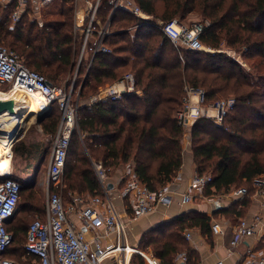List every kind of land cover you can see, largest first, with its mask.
Listing matches in <instances>:
<instances>
[{
    "label": "trees",
    "instance_id": "obj_1",
    "mask_svg": "<svg viewBox=\"0 0 264 264\" xmlns=\"http://www.w3.org/2000/svg\"><path fill=\"white\" fill-rule=\"evenodd\" d=\"M136 2L151 19L115 11L111 28L117 32L106 40L112 51L97 54L88 71V59L81 61L73 98L81 84L80 95L95 93L99 86L120 79L128 71L134 73L136 87L141 88L143 96L125 94L119 100L79 111L80 134L74 131L71 136L64 194L71 191L83 198L103 196L93 167L82 151V143L92 158L101 160L110 170L131 162L138 179L152 190L171 183L183 163L184 127L178 122L176 112L183 106L185 85H190L204 90L205 105L229 96L235 101L221 124L205 116L192 124L191 154L196 174L212 175L204 197L224 193L233 186H245L249 195L255 188L254 179L264 173V0ZM16 4L13 0L7 7L0 5V44L17 47L25 65L41 73L51 84H59L74 67L73 0L48 3L40 21L31 20L27 11L21 13L11 25L10 15ZM109 12L108 0H101L97 15L105 21ZM192 12L210 21L203 27L202 42L213 48H219L223 42L236 51L246 48L241 54L246 59L253 58L252 70L247 71L223 52L175 45L156 22L157 19L182 20ZM139 20L140 25L133 31L126 30ZM121 29L124 31H118ZM75 50L77 53L78 46ZM59 118L60 111L53 103L52 110L41 121L43 133L53 137ZM18 143L13 144V158L28 160L35 153L41 156L43 146L29 147L24 141L18 146ZM7 177L21 184L19 213L41 218L44 202L39 190L16 175ZM234 209L237 210L236 204ZM210 220L205 212H184L172 222L149 228L139 245L152 247L160 264H172L175 254L183 250L189 262H193L195 252L181 232L192 226L206 232ZM23 221L22 215L15 214L6 224L12 241L2 255L29 264L33 256L25 255L28 225ZM140 259L138 264H143Z\"/></svg>",
    "mask_w": 264,
    "mask_h": 264
},
{
    "label": "built area",
    "instance_id": "obj_2",
    "mask_svg": "<svg viewBox=\"0 0 264 264\" xmlns=\"http://www.w3.org/2000/svg\"><path fill=\"white\" fill-rule=\"evenodd\" d=\"M5 6L11 0H1ZM21 0L12 11L10 19L15 23L19 19ZM55 0H40L47 4ZM101 0H87L86 8L80 6L79 0H73V31L78 37L80 52L77 68L86 52H91L90 67L93 58L100 53H110L107 38L116 33L111 28L115 11L123 10L139 19H151L145 14L136 0H108L110 12L105 21L97 15ZM181 19L173 18L160 21L163 33L176 45L193 50L203 48L200 35L205 23L185 24ZM139 22L128 28L133 31ZM208 25V23L206 24ZM119 31V30H118ZM75 71V76L77 74ZM9 84L11 88H23L28 92L41 95L42 109L50 108L56 103L60 111L59 123L52 137V145L44 185V217L33 219L26 230L24 242L25 255H32L29 264H129L134 254L139 255L145 264H160L159 259L150 251L141 249L129 241V227L140 217L167 209L176 199L181 206L192 202L196 197L202 199L204 191L212 180L211 174H195L183 191H177L171 183L156 190L142 183L133 164H127L123 174V185L119 191L125 205L122 209L115 205L108 193V169L101 160L92 161L96 178L103 196L96 195L83 198L77 193L68 192V201L63 199L64 174L68 148L72 133L79 131V111L108 101L119 100L125 94L142 96L136 87L134 73L126 72L123 76L99 88L97 93L80 97L79 91L73 99V84H51L36 70L26 66L19 55L5 46H0V85ZM183 106L176 112V118L182 127H190L199 117L205 116L221 124L228 111L234 106L233 98L218 99L205 105L206 95L202 88L185 85ZM255 191L264 198V173L254 179ZM21 184L5 177L0 181V264H23L2 254L11 244L12 235L6 223L17 210L20 199ZM233 195L242 197L248 193L245 186L230 190ZM262 217L254 214L250 218H241L234 227L231 246L237 245L245 237L264 229ZM214 233H222L219 223L211 225ZM187 239L190 233L185 232ZM172 264H190L186 252H177ZM221 264V263H218ZM238 264H264V250L247 247Z\"/></svg>",
    "mask_w": 264,
    "mask_h": 264
},
{
    "label": "crops",
    "instance_id": "obj_3",
    "mask_svg": "<svg viewBox=\"0 0 264 264\" xmlns=\"http://www.w3.org/2000/svg\"><path fill=\"white\" fill-rule=\"evenodd\" d=\"M15 1L17 3L16 6H18L21 0H15ZM79 1H80L81 7L86 8L88 6L86 2L87 0H79ZM89 1H92V0H89ZM27 3H30L31 6H26ZM47 4H41L40 0H24L23 5L22 6L20 5L19 17L21 13H24L27 11L26 13L28 14L31 20L40 21L42 20V16H43V13H42L43 9ZM0 5L3 7H7L4 5V3L1 0H0ZM73 14H74V10H73ZM13 24L14 23L11 21V25ZM126 30H128V28ZM119 31H124V29H121ZM73 35H74L73 36L74 48H76L77 47L76 45H78V49H79L77 54L75 50L73 54V61L76 62V59H77V62H78L80 45L77 44L78 41H77V38L75 37L76 35L74 34V31H73ZM77 56L78 58H75ZM91 56H92L91 52H86L83 56V59L85 58L88 59V65H89V62L91 61ZM79 67H80V64L78 68L76 66L75 69H79ZM89 68L90 67L87 68V71ZM58 85H61V84H58ZM0 86H8L9 88L8 91H12L15 89V88H11L9 84H4ZM139 89L141 90V88ZM142 96H139V97H142ZM52 108H53V105L49 108V111L47 112L46 115L50 113ZM43 110L44 109H41L40 112ZM39 113L33 114V116L31 117H34L35 119H37ZM36 124L39 126L42 132V135H44L42 127H41V122L38 123L36 120ZM191 128H192V125L184 129L183 138H182L183 163L177 174L180 176V178L175 182L174 185H172L173 189L180 191V192L187 188L192 177L196 174L195 164L193 162V157L191 154ZM22 129H23L22 126L18 127L17 132L14 135L15 143L20 142L21 138H23V135L25 134V132ZM14 141L12 143V148H13ZM37 145H39V147L41 148L43 144L42 142L41 143L39 142L37 143ZM50 150L48 154V159L50 156ZM12 153H13V150L11 149V154ZM43 153L44 151L41 152L42 157L40 155H36V153L33 156L29 157L28 169H26L24 173L30 172L31 171L30 169L33 168L32 164L35 165V163L38 162V159L41 162V160L43 159V155H44ZM127 164H132V163L129 162ZM127 164H125V166H122V167L112 168L111 170L108 169L109 170V173H108L109 184L108 185H112L111 188L108 187V193L113 199L115 205L119 208V210H121L122 206L125 205V200L122 199L119 191L121 190L122 185H123V181H124L123 174L126 170ZM1 178L3 179V177ZM234 188L236 187L233 186L224 193L220 192L218 194H211L207 196L208 198L206 199H202L201 197H196L192 202L184 206H181L176 199L167 209L163 208L162 211L160 209L157 212H153L149 215L140 217L137 220L133 221V223L130 224L129 233H130V228L133 226L132 229H134V226L136 224L140 228H142V230L143 229L147 230L149 228H155L162 222H172L176 217H178L180 214L184 212H188V211L205 212L207 215L211 217L210 227L206 232H203L201 228L198 226L187 227L183 229L181 232L184 239L188 242V245L191 248V250L195 252L194 261L193 262L191 261L190 264H218V263L238 264L240 259L245 254L247 247L250 246L256 250H264V229H262L261 231L257 230L254 235L245 237L242 241L237 243V245L231 246V240L234 237V233H233L234 227L236 226L239 219L241 218L248 219L252 217L254 214H259L263 220L262 224H264V198L261 195H258L256 193L255 188L251 191L249 195L239 197V196L233 195L230 192V190ZM73 193H77V192H73ZM199 199H202V200H199ZM234 204H236L237 210L234 209ZM17 212H18V207H17L15 214ZM43 217H44V211H43V216L41 218ZM10 220L11 219H9L6 224H8ZM214 222L219 223V225L221 226L223 230L222 233H214L212 231L211 225ZM185 232L190 233L189 239H187L184 236ZM136 246H138V244ZM139 248L150 251V246L146 248H142V247H139Z\"/></svg>",
    "mask_w": 264,
    "mask_h": 264
},
{
    "label": "rangeland",
    "instance_id": "obj_4",
    "mask_svg": "<svg viewBox=\"0 0 264 264\" xmlns=\"http://www.w3.org/2000/svg\"><path fill=\"white\" fill-rule=\"evenodd\" d=\"M1 9H2V7H1ZM160 21H162V20H159V19L156 20L157 23H159ZM180 21H182L185 24L205 23V25L210 22L207 18H202L197 12H192V13L188 14L186 16V18H184V19H182ZM76 38H77V41H78V37H76ZM77 44H79V41L77 42ZM0 45H2V46L4 45L7 48H9L10 50L16 52L19 55V57H21L23 62H25L24 61V56L21 55L19 50H17L18 49L17 47H13V46H10V45L4 44V43H2ZM202 45H203V48L201 50L208 51V52H220V53L223 52V53L227 54L228 56L234 58L236 61H238V63L241 64L242 67L247 69V71H251L252 70L251 63L253 61V58L246 59L241 54L242 52L246 51V48L245 49H239L238 51H236V50L228 47L225 44V42L221 43L219 48H213L211 46L206 45L204 42H202ZM76 46H78V45H76ZM74 52H75V48H74V45H73V54H74ZM76 58H78V56ZM77 64H78V62H77V59H76V62L74 61V67H73L71 73H68L67 75H65L64 79L59 84L70 86L71 85L70 83H72V81H74L73 90H74V88H76L77 85L75 86V84L78 83V81H79V77L75 78V75H74L75 74V70H76L75 68H76ZM102 86H104V85H102ZM99 87L97 89V92L99 91ZM8 89H9L8 86H0V91L8 92ZM77 91H79V90H77ZM97 92H95V93H97ZM91 94H94V92H91ZM91 94L88 93V94L80 95V92H79L80 97H86V96H89ZM72 95H73V93H72ZM74 96L77 97V93ZM76 97H74V98L76 99ZM24 98H26V97L25 96L21 97L20 100H22ZM227 98H233V96H229ZM8 103L12 104L14 102H13V100H9ZM36 120L37 119H35L34 117H29V116L25 118L24 124L22 125V128H23L22 130L25 132V134L23 135V138H21V141H24V143H26V145L27 144L29 145V147L37 145V143H39V142L40 143L42 142V144H43L42 145L43 146L42 150L44 151L43 159L41 160V162L38 159V162L35 163V165L32 164L33 168L30 169L31 171L27 172V173H24L26 171L28 165H29V160H24V159H22L20 157L12 158L13 157V153H12V154H10V157H9V161H10V163H9V172H8V174H6V176L16 175V176L20 177L21 179H24V180L32 182L34 184V189L39 190L42 198L44 197V199L42 200L44 202L45 201L44 185H45V177H46V168H47V165H48V154H49V150L51 148L52 137L50 135H46V134L42 135V132H41L39 126L36 124ZM81 137H83V136H81ZM20 142L18 143V146H21ZM82 144H83L82 147H81L82 151L88 157V159H89V161H90V163L92 165V161L97 160V159L92 158L90 150L87 148L85 143H82ZM182 151H183V147H182ZM107 173H109V170L107 171ZM0 177H4V176L1 175ZM63 183H64V180H63ZM239 187H242V186H237L236 188H239ZM80 194L86 195L87 193H80ZM62 196H63V199L65 201H68V199H67L68 195L64 194V190H63V195ZM17 214L18 215H22V218H24L23 222L25 223V226H27L28 223H30L34 218H36V215H34V214L19 213V211L16 213V215ZM132 227L130 228L129 241L133 245H137L138 244L137 247H142L143 244L140 246L139 245V241H140L141 237L145 234V232L148 231V229L147 230H145V229L142 230V228H140L137 224L134 226V229H132ZM150 251L152 253H154L152 247H150ZM183 251H185V250H183ZM140 258H142V257H140L139 255L134 254L132 256L129 264H138V261L141 260ZM142 261H143V264H145V261H144L143 258H142Z\"/></svg>",
    "mask_w": 264,
    "mask_h": 264
},
{
    "label": "bare ground",
    "instance_id": "obj_5",
    "mask_svg": "<svg viewBox=\"0 0 264 264\" xmlns=\"http://www.w3.org/2000/svg\"><path fill=\"white\" fill-rule=\"evenodd\" d=\"M24 96L26 98L20 100ZM40 97L41 95H37L35 92H28L23 88H15L8 92L0 91V102L2 103L0 110L1 175L9 172V157L18 127L24 124L26 117H31L42 109V104L39 101ZM9 100H13L14 103H8Z\"/></svg>",
    "mask_w": 264,
    "mask_h": 264
},
{
    "label": "water",
    "instance_id": "obj_6",
    "mask_svg": "<svg viewBox=\"0 0 264 264\" xmlns=\"http://www.w3.org/2000/svg\"><path fill=\"white\" fill-rule=\"evenodd\" d=\"M81 88V87H80ZM80 90V89H79ZM2 108V103L0 102V110ZM49 111V107L48 108H45L43 111H41L38 115V118H37V122L40 123L42 121V119L44 118V116L47 114V112ZM1 176V174H0ZM2 176H6V174L2 175ZM3 177V178H4ZM112 185H108L109 188H111Z\"/></svg>",
    "mask_w": 264,
    "mask_h": 264
}]
</instances>
